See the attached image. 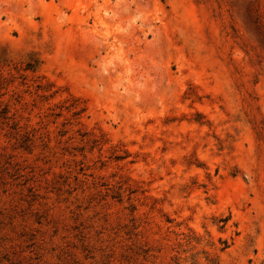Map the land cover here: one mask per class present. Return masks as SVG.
Masks as SVG:
<instances>
[{
	"label": "rangeland",
	"instance_id": "374dc122",
	"mask_svg": "<svg viewBox=\"0 0 264 264\" xmlns=\"http://www.w3.org/2000/svg\"><path fill=\"white\" fill-rule=\"evenodd\" d=\"M0 264H264V0H0Z\"/></svg>",
	"mask_w": 264,
	"mask_h": 264
}]
</instances>
